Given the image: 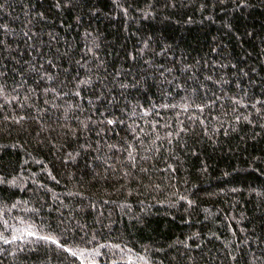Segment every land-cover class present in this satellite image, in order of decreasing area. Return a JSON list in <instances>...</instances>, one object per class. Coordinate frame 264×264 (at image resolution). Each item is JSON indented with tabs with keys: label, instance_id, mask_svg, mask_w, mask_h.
Listing matches in <instances>:
<instances>
[{
	"label": "trees",
	"instance_id": "trees-1",
	"mask_svg": "<svg viewBox=\"0 0 264 264\" xmlns=\"http://www.w3.org/2000/svg\"><path fill=\"white\" fill-rule=\"evenodd\" d=\"M0 264H264V0H0Z\"/></svg>",
	"mask_w": 264,
	"mask_h": 264
}]
</instances>
